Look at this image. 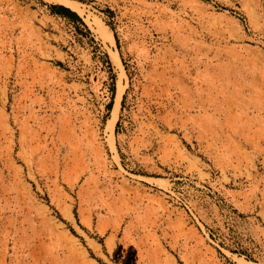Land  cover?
I'll list each match as a JSON object with an SVG mask.
<instances>
[{
  "label": "rangeland",
  "instance_id": "1",
  "mask_svg": "<svg viewBox=\"0 0 264 264\" xmlns=\"http://www.w3.org/2000/svg\"><path fill=\"white\" fill-rule=\"evenodd\" d=\"M0 264H264V0H0Z\"/></svg>",
  "mask_w": 264,
  "mask_h": 264
},
{
  "label": "trees",
  "instance_id": "2",
  "mask_svg": "<svg viewBox=\"0 0 264 264\" xmlns=\"http://www.w3.org/2000/svg\"><path fill=\"white\" fill-rule=\"evenodd\" d=\"M51 8H52V12L57 14V15H71V16H74V18H76L77 20H79L78 17L74 13L68 11L67 9H65L63 7L54 6V7H51Z\"/></svg>",
  "mask_w": 264,
  "mask_h": 264
}]
</instances>
